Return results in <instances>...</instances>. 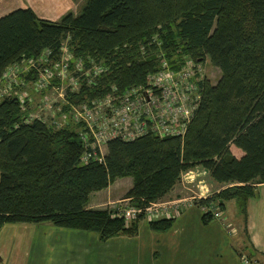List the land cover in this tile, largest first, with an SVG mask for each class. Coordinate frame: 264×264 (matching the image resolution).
<instances>
[{
	"label": "trees",
	"instance_id": "obj_1",
	"mask_svg": "<svg viewBox=\"0 0 264 264\" xmlns=\"http://www.w3.org/2000/svg\"><path fill=\"white\" fill-rule=\"evenodd\" d=\"M157 33L162 43H154ZM66 40L76 57L109 67L101 85L85 87L75 97L80 100L105 95L113 85L124 91L144 84L159 62H141L161 49L175 69L186 57L204 63L209 57L222 75L215 85L203 83L184 140H111L105 161L88 164L82 163L85 148L75 128L27 124L17 99H0V230L5 223L48 222L96 231L103 241L134 236L144 214L127 224L112 209H87L90 195L132 177L125 199L144 209L195 168L227 186L199 206L216 202L223 209L235 200L247 219L248 201L264 183V0H86L78 14L57 22L17 9L0 18V84L9 65L48 49L56 57ZM212 219L204 214L205 223ZM172 224L150 221L155 231Z\"/></svg>",
	"mask_w": 264,
	"mask_h": 264
},
{
	"label": "built area",
	"instance_id": "obj_2",
	"mask_svg": "<svg viewBox=\"0 0 264 264\" xmlns=\"http://www.w3.org/2000/svg\"><path fill=\"white\" fill-rule=\"evenodd\" d=\"M158 70L148 74L146 82L121 91L113 85L102 96L75 97L83 89L98 88L109 67L88 57H76L63 42L58 56L48 49L38 57H23L9 65L0 84V99L18 100L24 122L40 121L56 130L73 127L84 144L82 163L105 161V147L111 140L134 141L147 135L177 137L184 140L203 98L205 63L186 57L180 68L172 67L164 54L157 58ZM209 172L193 169L183 174L184 185L198 186L200 192L190 197L161 200L142 209L127 204L113 206V216L127 224L144 214L145 220L173 219L186 205L211 198ZM207 192V193H206ZM204 214L225 220L218 203L200 206ZM244 264H260L249 253Z\"/></svg>",
	"mask_w": 264,
	"mask_h": 264
},
{
	"label": "crops",
	"instance_id": "obj_3",
	"mask_svg": "<svg viewBox=\"0 0 264 264\" xmlns=\"http://www.w3.org/2000/svg\"><path fill=\"white\" fill-rule=\"evenodd\" d=\"M83 4L79 0H0V18L31 8L40 18L57 22L69 13L78 14ZM233 151L242 155L238 148L233 147ZM208 177L211 188L214 184L221 187L216 191L227 187ZM124 179H118L113 189L111 184L93 192L87 209H106L123 200L133 186L131 178L122 185ZM199 192L198 186L178 183L163 200ZM255 192L248 201L247 219L237 202L230 200L222 209L224 221L205 223L202 208L192 202L173 218L166 231L151 229L150 221L144 219L136 235L104 241L96 231L48 222L5 223L0 230V264H244L248 253L264 264V183L256 185Z\"/></svg>",
	"mask_w": 264,
	"mask_h": 264
},
{
	"label": "rangeland",
	"instance_id": "obj_4",
	"mask_svg": "<svg viewBox=\"0 0 264 264\" xmlns=\"http://www.w3.org/2000/svg\"><path fill=\"white\" fill-rule=\"evenodd\" d=\"M78 1V0H77ZM80 2H83L84 1V3H85V1L86 0H79ZM164 32H162V34H163ZM161 34V33H160ZM160 34L159 33H157V34H155L154 36H153V39H154V43L155 42H157V41H159V38H160V40H161V43H162V39H161V36H160ZM155 53V52H154ZM159 53V52H158ZM160 54H164L165 55V53L162 51V49H161V52L159 53V54H155V55H157V58H158V56L160 55ZM155 61H157V59L155 60ZM205 69H206V79H207V81L211 84V85H215V84H217L218 83V80L220 79V77H221V71H220V69L219 68H217V67H215L213 64H212V62H211V60H210V58L208 57L207 58V60H205ZM107 152V147H105V153ZM195 169H199V170H201L202 168H195ZM209 176H210V173H209ZM128 178H131L132 179V177H127V178H125L123 181H121L122 182V185H126L129 181H130V179H128ZM209 178V177H208ZM120 179H123V178H120ZM210 179H211V177H210ZM118 180V179H117ZM114 181L112 184V189L113 188H115V183H118L119 181ZM211 182H215V181H213V180H210ZM118 186V185H117ZM212 187V186H211ZM210 186H209V189H211L210 190V195L209 196H213L214 194H216V193H219L218 191H216V189L217 188H219L220 186L219 185H217V184H214V188H211ZM221 188V187H220ZM225 189V188H224ZM207 193V192H206ZM209 193V192H208ZM117 195H120V194H117ZM125 199V198H124ZM123 199V200H124ZM123 200H120V201H118V202H114L113 204H110V205H107V207L106 208H108V209H113V206L115 205V204H117V205H120V206H125V204H127V203H129L130 204V201L129 202H124ZM89 203V202H88ZM190 206H192V204L190 205ZM203 211V210H202ZM204 213V212H203Z\"/></svg>",
	"mask_w": 264,
	"mask_h": 264
},
{
	"label": "water",
	"instance_id": "obj_5",
	"mask_svg": "<svg viewBox=\"0 0 264 264\" xmlns=\"http://www.w3.org/2000/svg\"><path fill=\"white\" fill-rule=\"evenodd\" d=\"M157 59V55H151L149 57H147L146 59H144L141 64H146V63H150L152 61H155ZM252 251V250H251Z\"/></svg>",
	"mask_w": 264,
	"mask_h": 264
}]
</instances>
